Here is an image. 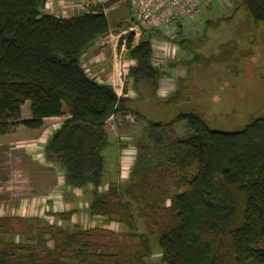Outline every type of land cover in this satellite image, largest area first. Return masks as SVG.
Returning a JSON list of instances; mask_svg holds the SVG:
<instances>
[{
    "label": "trees",
    "instance_id": "trees-1",
    "mask_svg": "<svg viewBox=\"0 0 264 264\" xmlns=\"http://www.w3.org/2000/svg\"><path fill=\"white\" fill-rule=\"evenodd\" d=\"M46 1L0 0V137L19 126L39 130L43 119L66 114L46 139L42 158L58 169L65 187L90 196L91 218L117 224L119 209L131 214L120 203L118 183L102 187L106 123L129 112L141 116L81 63L108 35L103 10L117 0H97L86 12L67 18L44 14ZM127 4L131 21L130 0ZM242 5L253 23L264 24V0H242ZM184 32L176 28L179 40L172 39L182 48ZM154 33L160 34L142 29L135 45L129 38L126 54L132 62L128 81L152 92L164 75L152 62ZM25 102L30 118L23 120ZM179 123L187 131L182 137L175 131ZM141 137L125 179L132 201L154 219L162 215L164 222L153 223L158 230L150 232L159 264H264V117L240 131L223 132L209 129L195 113L180 114L164 124L145 121ZM75 213L49 211L46 216L66 222ZM102 231L113 235L102 226L69 231L38 217L1 216L0 264H90L94 255L109 258L108 264H124L117 254L91 252L92 240H100ZM136 238V259L127 264H144L152 254L148 234Z\"/></svg>",
    "mask_w": 264,
    "mask_h": 264
},
{
    "label": "rangeland",
    "instance_id": "rangeland-1",
    "mask_svg": "<svg viewBox=\"0 0 264 264\" xmlns=\"http://www.w3.org/2000/svg\"><path fill=\"white\" fill-rule=\"evenodd\" d=\"M96 1L47 0L42 12L67 18L86 12L88 6ZM101 1L104 3L107 0ZM103 12L109 21V33L102 44L95 42L83 55L82 66L93 79L110 85L117 96L126 97L129 100V110L139 113L142 117L138 118L129 112L124 116L110 118L106 123V145L101 153L104 160L102 187L111 182L118 183L120 203L126 204V209L131 215L127 217L126 210L119 209L117 224L91 218L87 208L90 196L82 190L65 187L57 168L52 171L55 183L51 194L57 191L56 195H61V198L56 203L55 210L65 212L75 209L76 213L66 222L48 218L46 214L51 209L46 206L47 199L44 198L42 202L45 205L39 214L46 222L60 224L69 231H72L74 226L82 230L102 226L112 231V236L102 231L103 237L100 240H92L94 244L91 252L100 250L107 254H117V259L122 260L124 264L136 259V236L148 234L152 254L144 257L143 262L159 264L160 255L155 244V234L150 232L158 230L153 223L164 222L162 215L159 214L160 217L154 219L142 210L141 204L132 201L128 194L131 187L129 178H125L135 152L134 143L142 138L145 121L164 124L180 114L195 113L211 130L236 132L253 119L264 117V24L251 21L242 0H230L226 4L212 2L207 8L201 9L198 27L184 32L187 43L183 48L172 40L176 39L178 42L179 38L170 39L162 33L152 34L151 42L157 48L156 53L169 55L166 64L180 63V67L174 66L177 73L186 74V71H189L188 80L179 93L177 91V94L160 98L157 97L156 91L152 92L149 87L141 85L134 88L126 76L131 63L127 55L119 58L121 43L115 36L126 30L130 24L126 22L128 19L130 21L127 0H117L111 6L104 7ZM140 38L141 34L138 40ZM157 64L156 67L160 69L162 65H159V61ZM162 73L163 78H167L171 73L170 68L165 65ZM177 80L178 78L175 81ZM189 83L192 85L188 86ZM124 84L127 87L126 93L123 92ZM63 109L66 112V109ZM22 114L23 117L29 116L28 102L22 107ZM66 117L65 114L58 121L46 122L34 141H26L22 136L13 137L15 133L10 134L12 136L8 138L11 140L8 141H14L27 148L10 144L0 145V207L16 206L21 197L26 199L28 196L30 200L38 197L30 195L40 186L35 172L40 173L38 166L42 171L50 167L42 158L43 147L50 132L57 128L59 123L56 122L64 121ZM175 131L179 137L187 132L183 123L177 124ZM25 158H29L27 166V163H23ZM110 261L109 258L103 259L96 255L89 260L90 264H108Z\"/></svg>",
    "mask_w": 264,
    "mask_h": 264
},
{
    "label": "built area",
    "instance_id": "built-area-1",
    "mask_svg": "<svg viewBox=\"0 0 264 264\" xmlns=\"http://www.w3.org/2000/svg\"><path fill=\"white\" fill-rule=\"evenodd\" d=\"M228 1L230 0H130L132 10L130 24L126 30L119 32L115 36L121 43L119 44V58L122 56L126 57L129 38H131L132 45L138 42L137 40L140 37L142 29H155L167 38L172 39L178 27L182 28L185 32L192 31L194 27H198V17L202 8L210 5L212 2H223L226 4ZM106 37L99 39L97 42L102 44ZM165 43L168 46L170 45L169 42L165 41ZM152 46V62L153 64L156 62L154 64L156 67L159 61V65H162L159 70L163 71V67L167 65L166 62L169 55L167 53L164 55L156 53L157 48L153 43ZM130 63L132 64L131 61Z\"/></svg>",
    "mask_w": 264,
    "mask_h": 264
},
{
    "label": "crops",
    "instance_id": "crops-1",
    "mask_svg": "<svg viewBox=\"0 0 264 264\" xmlns=\"http://www.w3.org/2000/svg\"><path fill=\"white\" fill-rule=\"evenodd\" d=\"M208 6L209 5H207L204 8H207ZM81 63H82V59H81ZM175 65H177V67H180V63L176 64V63H173V62H169V68H170V72L171 73L169 74V76L167 78H163L162 77V78L159 79L157 87H156V90H155L156 93H157V97L165 98L166 96H171L172 94H175V93L177 94V91L179 93V91L184 88V86H185V84H186V82L188 80L189 71L187 70L186 74L185 73H181V72L177 73V71L175 70V67H174ZM181 75H183V76H181ZM176 78H178L177 81H175ZM183 80L185 81V83L182 84ZM191 85L192 84L189 83L188 86H191ZM24 106H25V104L22 107H24ZM21 117H22L23 120H26V119L30 118V114H29V116L23 117L22 108H21ZM60 118H62V117L45 118V119H43L42 126H44V124L46 122L58 121ZM62 122L63 121L56 122V123H59L56 126L57 127L60 126L62 124ZM41 129H42V127L39 130H29V129H26V128L22 127V126H19L14 131L15 134H14L13 137L22 136V138L26 139V141H28V140L34 141V140H36V138H38L39 132H40ZM107 134H108V132H107ZM11 136L12 135H10V136H8V135L1 136L0 137V145L3 144V146H5L6 144H10V145H15L17 147L18 146L19 147H26V146H23L22 144L18 145V144H16V142L14 143V141H8V140H11L10 138H8V137H11ZM28 156L29 155H27L26 157H28ZM28 159L29 158H25L24 161H23L24 164L27 163V164H25V166L29 165V163L27 162ZM38 169L40 170V173L39 172H35L36 173L35 175L37 176V180H38V183L40 184V186L37 187L36 190H34L36 192H31V194H30V195H33V196L34 195L35 196L38 195V197L37 198H33V199L31 198V200H30V198H28V196L26 197V199H24V197H21L19 203L16 206H12L11 208H9V207L8 208L0 207V217L1 216H17V217H21V218L38 217V218L41 219V216H40L39 212H40L41 208L44 207L43 205H45V204H47L46 205L47 207L50 206V209H51L50 211L56 212V210H55L57 208V204L56 203H58V201H60L59 199L61 198V195H56L57 191L54 193L55 195L51 194L52 191H53L52 188H53L54 183H55L54 174H53L52 171L55 168H53V169H50V167L44 168V170H43L44 172L41 170L42 168L40 169L39 166H38ZM54 171H56V169ZM44 198L47 199L45 201V204H44V202H42V199H44Z\"/></svg>",
    "mask_w": 264,
    "mask_h": 264
}]
</instances>
